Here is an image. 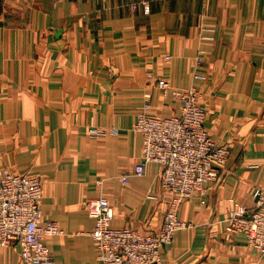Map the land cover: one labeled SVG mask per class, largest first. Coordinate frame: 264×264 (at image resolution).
<instances>
[{
    "label": "crops",
    "instance_id": "obj_1",
    "mask_svg": "<svg viewBox=\"0 0 264 264\" xmlns=\"http://www.w3.org/2000/svg\"><path fill=\"white\" fill-rule=\"evenodd\" d=\"M133 1L0 0V167L41 177L44 221L64 231L46 238L56 264H101L90 198L108 199L112 227L142 233L171 207L158 164L120 181L142 158L143 94L156 114L180 111L147 74L196 88L206 129L230 154L206 202L178 207L191 227L160 264H264L225 229L232 203L264 187V0H151L148 15ZM20 250L0 244V264H22Z\"/></svg>",
    "mask_w": 264,
    "mask_h": 264
},
{
    "label": "built area",
    "instance_id": "obj_2",
    "mask_svg": "<svg viewBox=\"0 0 264 264\" xmlns=\"http://www.w3.org/2000/svg\"><path fill=\"white\" fill-rule=\"evenodd\" d=\"M131 8L141 9L148 15L151 0H134ZM147 77L156 83L164 96L170 95L179 101L180 111L169 117L156 114L152 112L151 93L143 94L144 103L133 125L143 138L142 158L120 177V181L127 185L131 177L145 175L147 163L158 164L161 185L171 196V207L164 213L157 232L142 233L132 227H112L114 211L108 199L102 195L90 198L85 208L94 221L90 236L96 243L101 264H160L161 251L172 243L175 233L191 227L179 217L178 207L188 197L206 202L208 190L205 185L218 179L220 167L230 154L229 149L217 143L205 127L207 110L200 101L198 89H176L152 72ZM194 78L204 79V76L195 73ZM43 196L39 175L16 173L9 167H0V244H19L22 264H56L46 238L63 235L64 231L55 221H44ZM225 229L264 253V187L252 190L249 204L232 203Z\"/></svg>",
    "mask_w": 264,
    "mask_h": 264
}]
</instances>
